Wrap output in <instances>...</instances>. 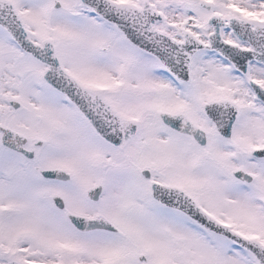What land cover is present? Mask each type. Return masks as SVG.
I'll list each match as a JSON object with an SVG mask.
<instances>
[{
  "label": "snow or ice",
  "instance_id": "snow-or-ice-1",
  "mask_svg": "<svg viewBox=\"0 0 264 264\" xmlns=\"http://www.w3.org/2000/svg\"><path fill=\"white\" fill-rule=\"evenodd\" d=\"M0 264H264V0H0Z\"/></svg>",
  "mask_w": 264,
  "mask_h": 264
}]
</instances>
